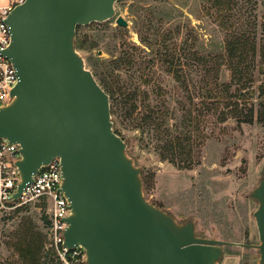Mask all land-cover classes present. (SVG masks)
<instances>
[{"label": "rangeland", "instance_id": "1", "mask_svg": "<svg viewBox=\"0 0 264 264\" xmlns=\"http://www.w3.org/2000/svg\"><path fill=\"white\" fill-rule=\"evenodd\" d=\"M221 1L225 4L223 8L229 9L221 14L228 19L224 28L218 21L221 7L214 0H121L114 6L115 13L128 22L127 28L117 30L121 27L114 19L91 23L77 30L75 40L83 45V49L77 51L91 73L94 68L105 72L109 63L124 53L134 54L135 66L131 73L135 69L142 73L148 66L138 89L139 107L141 103L145 108L163 107L172 114L166 119L168 129L160 135L161 143L149 140L152 133L142 134L135 124L111 116L113 130L126 143L127 155L140 169L145 200L180 224L193 221L200 238L257 245L253 218L257 203L249 195L264 180V118L240 125L238 117L231 115L222 122L219 120L221 113L235 105L242 114L252 110L254 118L260 112L264 114L261 105L264 97L259 90L264 86V0ZM140 14L170 39L167 41L170 48L180 49L186 45L192 52L222 54L221 45L240 34L256 48L254 59L246 62L250 68L248 74L240 81L234 78L232 68L229 70L227 65H222L216 79L219 86H210L217 88L222 96V101L214 106L217 109H213L202 82L203 69L196 68L194 61L181 59L184 84L177 83L160 61H153V55L140 43L135 28L134 16ZM180 54L183 53H177ZM120 73L123 78L131 74L127 69ZM222 85L228 87L226 93ZM187 110L196 119L190 128L180 126ZM188 129L200 137L192 148L191 168L162 160L160 152L166 148L171 135L185 133ZM24 222L41 234L44 254L48 252L44 206L34 202L0 212V264H20L10 245ZM49 255L42 259V264H57L50 252ZM217 264H259V256L254 249L226 247Z\"/></svg>", "mask_w": 264, "mask_h": 264}, {"label": "water", "instance_id": "2", "mask_svg": "<svg viewBox=\"0 0 264 264\" xmlns=\"http://www.w3.org/2000/svg\"><path fill=\"white\" fill-rule=\"evenodd\" d=\"M121 0H24L5 20L11 43L1 54L18 77L0 107V139L19 145L15 202L37 171L59 158L69 203L63 247L81 246L86 264H216L226 247L251 248L264 264V180L249 195L259 244L200 238L147 202L140 169L115 134L108 95L74 47L76 28L116 16Z\"/></svg>", "mask_w": 264, "mask_h": 264}, {"label": "trees", "instance_id": "3", "mask_svg": "<svg viewBox=\"0 0 264 264\" xmlns=\"http://www.w3.org/2000/svg\"><path fill=\"white\" fill-rule=\"evenodd\" d=\"M214 2L217 6L221 7L218 21H220V27L224 28V23L228 19L221 14L223 12L226 14L229 9L223 8L225 4L221 0H214ZM137 12L138 11H134V13ZM134 18L135 28L140 37V43L143 44L147 50H150L149 54L153 55V61H160L166 66L167 72L172 75L177 83H185L183 71L184 64H182L181 59H190L194 61L193 63L196 68L201 67L203 69L202 82L204 87H207V97L211 99L212 107L217 106V104H219L218 102L222 101V96L217 88H210L211 84H214L216 87L219 86L218 81H216L219 68L224 64L227 65L229 70L232 68L231 70L234 72V78L242 81V79L248 74V69H250L249 64L246 62L248 59H254L256 56L255 46L248 43V41L240 36V34L221 45L222 54H211L210 52L205 54L201 51L192 52L186 45L182 48L180 47V49L177 47L170 48L169 44H167V41L170 39L161 34L159 28L155 29L149 18L142 16V14L137 15L136 17L134 16ZM79 29L80 27H77L76 32ZM117 30L123 31L122 28H117ZM158 33H160L159 36ZM151 37L161 38L153 39L152 41V39H150ZM74 47L76 50L83 49V45L77 40L74 41ZM134 49L138 50V48L135 47ZM180 51L183 54L177 55ZM133 56L134 54L132 53H124L122 57L119 56L112 60L109 63L110 65H108L109 68L105 72H97L98 69L94 68V73L92 74L94 78H96L97 83L109 97L111 116L116 115L117 117H122L128 122V124H135V127L140 130V133L142 134H145V132L147 134L152 133L149 140L151 142L155 140L156 143H161L159 142L161 141L160 135L168 129L166 119L168 116H172V114H170L168 110L163 109V107H155V109L148 107L145 108L142 103V106L139 107L137 102V98L140 96L138 89L139 85H141L144 71L148 66H145L142 73L141 70L138 72L136 69L131 73V70L135 66V62L132 58ZM122 69H127L128 72L131 73L128 76L129 78H123L121 76L120 71ZM262 73L264 74L263 70ZM239 80L237 81L240 82ZM222 86L223 91L226 93L228 87L226 88V85ZM263 88L264 86H260L259 88L261 97H264ZM143 101L144 100H142V102ZM213 102H215V104ZM261 105L264 108V103H261ZM144 109L147 110L146 113H144ZM213 109H217V107H214ZM228 115L238 117L239 125L249 124L254 120L262 121L264 118V114L261 112L254 118L252 110H248V112L242 114V112L238 110V105H235V107H231L227 112L221 113L219 121H224ZM194 122H196L195 117L192 116L190 110H187L185 111V115L182 116L180 126L184 125V127L190 128ZM114 132L119 135L117 131ZM199 138V136H195L189 129L186 130L185 133L181 132V134L178 133L177 135H171L165 149L158 146L162 149L160 152L161 159H167L169 163L178 166L182 164L183 168L190 169L193 164L192 148L196 139ZM201 145L202 142L200 145L197 144V148ZM177 158L179 160H177ZM43 242L44 240L41 234L34 231L30 224L24 222L19 226L10 246L18 256L20 264H42V259H46L50 256L49 251L44 254Z\"/></svg>", "mask_w": 264, "mask_h": 264}, {"label": "built area", "instance_id": "4", "mask_svg": "<svg viewBox=\"0 0 264 264\" xmlns=\"http://www.w3.org/2000/svg\"><path fill=\"white\" fill-rule=\"evenodd\" d=\"M24 0H0V107L8 105L11 91L18 83L16 71L10 59L1 53L11 43L9 28L5 20L12 9ZM20 159L19 145L0 139V212L39 202L44 206L45 239L47 250L57 264H86L85 250L81 246L71 249L63 247L65 219L70 214L69 203L60 190L61 164L59 158L52 159L33 176L19 198L11 203L20 183L16 162Z\"/></svg>", "mask_w": 264, "mask_h": 264}, {"label": "flooded vegetation", "instance_id": "5", "mask_svg": "<svg viewBox=\"0 0 264 264\" xmlns=\"http://www.w3.org/2000/svg\"><path fill=\"white\" fill-rule=\"evenodd\" d=\"M224 249H225V248H224ZM224 249H223V256H224ZM250 249H251V248H250ZM222 258H223V257H222ZM221 260H222V259H221ZM221 260H220V261H221ZM220 261H219V262H220ZM216 264H217V263H216Z\"/></svg>", "mask_w": 264, "mask_h": 264}]
</instances>
